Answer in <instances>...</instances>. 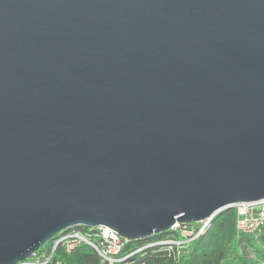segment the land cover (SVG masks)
<instances>
[{
  "label": "water",
  "instance_id": "obj_1",
  "mask_svg": "<svg viewBox=\"0 0 264 264\" xmlns=\"http://www.w3.org/2000/svg\"><path fill=\"white\" fill-rule=\"evenodd\" d=\"M262 200L264 0H0V264Z\"/></svg>",
  "mask_w": 264,
  "mask_h": 264
},
{
  "label": "trees",
  "instance_id": "obj_2",
  "mask_svg": "<svg viewBox=\"0 0 264 264\" xmlns=\"http://www.w3.org/2000/svg\"><path fill=\"white\" fill-rule=\"evenodd\" d=\"M237 220L236 209H227L213 220L205 234L184 250L170 245L146 247L155 242L173 239L175 234L171 232L130 240L121 255L123 261L116 264H264V228L257 235L239 233L236 228ZM140 248L144 249L134 254ZM127 256L129 257L126 258ZM57 263L102 264V261L97 251L82 243L71 253L61 248L56 249L50 264Z\"/></svg>",
  "mask_w": 264,
  "mask_h": 264
},
{
  "label": "built area",
  "instance_id": "obj_3",
  "mask_svg": "<svg viewBox=\"0 0 264 264\" xmlns=\"http://www.w3.org/2000/svg\"><path fill=\"white\" fill-rule=\"evenodd\" d=\"M234 208L237 211L238 220L236 228L239 233L257 235L262 232L264 228V200L256 201V203H241ZM219 214L220 213L215 214L212 219L200 221L198 223H177L168 231L161 233L164 234L171 232L177 237L174 236V238L169 241L155 242L146 247L170 245L184 250L189 244L198 240L201 235L207 232L211 227L213 220L218 217ZM84 228L85 230L81 231L78 230L80 228H74L65 233L59 234L51 243H49L50 247L47 248L45 245L39 248L38 252L33 257L19 264H50L56 249L61 248L66 252L71 253L82 243L89 245L92 249L97 251L101 257L102 264H116L123 261L121 255L125 250L126 244L130 240L123 239L112 229L103 226ZM144 248H140V250L136 251L134 254L139 253ZM128 257L129 256L126 258Z\"/></svg>",
  "mask_w": 264,
  "mask_h": 264
},
{
  "label": "rangeland",
  "instance_id": "obj_4",
  "mask_svg": "<svg viewBox=\"0 0 264 264\" xmlns=\"http://www.w3.org/2000/svg\"><path fill=\"white\" fill-rule=\"evenodd\" d=\"M47 245H49V244H47Z\"/></svg>",
  "mask_w": 264,
  "mask_h": 264
}]
</instances>
